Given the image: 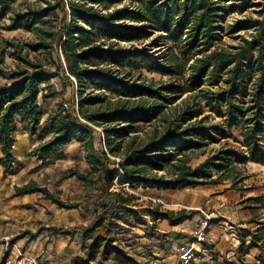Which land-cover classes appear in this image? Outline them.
Returning <instances> with one entry per match:
<instances>
[{
  "label": "trees",
  "instance_id": "1",
  "mask_svg": "<svg viewBox=\"0 0 264 264\" xmlns=\"http://www.w3.org/2000/svg\"><path fill=\"white\" fill-rule=\"evenodd\" d=\"M17 1L0 0V19L9 21L4 29L34 33L35 41L23 46L8 43L12 53L0 46V79L19 80L14 85L0 84V173L6 175L15 162L18 122L40 139L50 135L33 151L44 166L64 159L63 147L77 143L88 170L71 176L94 186L99 199L107 201L102 206L107 219L75 228L83 232L85 241L94 238L86 248L88 257L99 243H103L101 260L119 255L123 250L113 228L129 219L143 222L134 209L137 198L113 189L115 181L132 190L224 183L234 188L245 179L239 166L248 161L264 164V0H41L43 5H28L20 11L13 8ZM52 18L58 20V29L46 27ZM155 32L161 33L158 42L169 43L161 61L143 50L120 46ZM38 52L50 60L55 56L52 76L72 79L78 95L76 104L62 105L44 120L39 99L52 95H42L50 76L44 71L46 61L37 59ZM6 55L25 67L17 65L5 74ZM111 64L119 72L126 68L125 77L118 76ZM142 67L175 83L157 87L128 82L130 72ZM183 93L188 94L182 108L167 114L169 105ZM210 119L220 123L212 125ZM96 128L103 132V147H96ZM213 134L240 143L246 156L235 158L221 150L193 165L205 155ZM113 158L119 159L117 168L112 167ZM32 192L59 207H72L33 181L16 189L19 195ZM261 198L247 201L254 208H264ZM154 212L171 225L196 213ZM51 230L71 236V229ZM242 233L241 254L258 248V260L264 264L259 245L263 235ZM247 236L250 241L243 249Z\"/></svg>",
  "mask_w": 264,
  "mask_h": 264
},
{
  "label": "crops",
  "instance_id": "2",
  "mask_svg": "<svg viewBox=\"0 0 264 264\" xmlns=\"http://www.w3.org/2000/svg\"><path fill=\"white\" fill-rule=\"evenodd\" d=\"M39 104L41 105L40 102ZM49 139L50 135L40 139L37 134H29L20 122L16 125L13 146L15 162L6 175L0 173L1 262L9 255L25 251L40 257L45 264H60L55 262V257H59L57 260L64 259L63 264H69L70 258L81 251L86 240L83 232L75 228L88 226L93 220L102 217L107 219L108 212L102 210L107 201L99 199V192L94 186L85 185L74 176L68 178L70 182L75 180L74 192L70 195L60 194L59 198L61 202L72 205L71 208L59 207L39 192L23 195L16 193L17 188L31 181L40 184L32 173L37 163L41 164L33 151ZM72 146L82 150L77 143L71 142L62 149L64 159L68 156L66 148ZM81 160L84 164L79 173L84 174L88 165L83 150ZM221 185L161 189L165 191V196L159 201L169 208L167 211L177 213L185 210L188 214L190 210H194L196 213L179 224L171 225L168 219L156 218V212L153 211L151 216L161 226L155 231L146 227V223L139 224L134 221L136 229L144 227L142 235H138L137 239L141 264H178L179 245L191 242L196 256L189 264H260L258 258L261 253L258 248H251L244 255L241 254V239L244 230L252 235L260 234L264 230V223L259 222L255 228L249 229L248 226L253 222L247 209L250 207L244 208L240 197L236 201L238 197L234 195V190L211 193L214 186ZM201 210L212 213V221L205 229L203 239L194 242L199 223L203 219ZM164 212L166 211L158 213ZM54 228L71 229V236L54 234L51 230ZM262 235L264 240V234ZM249 241L250 236H247L243 249ZM259 245L263 247L261 242Z\"/></svg>",
  "mask_w": 264,
  "mask_h": 264
},
{
  "label": "rangeland",
  "instance_id": "3",
  "mask_svg": "<svg viewBox=\"0 0 264 264\" xmlns=\"http://www.w3.org/2000/svg\"><path fill=\"white\" fill-rule=\"evenodd\" d=\"M43 5L41 0H18L17 3L13 6L14 9L20 11L26 9L28 5ZM123 5H118L117 8L122 7ZM1 13V11H0ZM58 17H60V13ZM7 17V16H6ZM9 21L7 18L0 19V46L3 48L8 44L12 43L14 45H25L28 42L35 41L34 33L26 32L23 30H13L7 31L4 29V26L8 25ZM46 27H55L58 29V20L56 18L50 19L49 24ZM161 33L155 32L150 33L146 38L132 41V42H121L120 46L124 49H129L131 51L143 50L146 52L147 56L151 57L154 60L161 61L169 51L168 45L164 42H158V37ZM8 53H12L14 48L6 46L4 48ZM25 49L22 51L24 54ZM37 59L41 62L46 61L45 64V73L50 76V80L47 86H42L43 94L42 95H52L46 99H42L40 96L39 102L45 113L43 120L50 114H53L60 106L66 105L67 108L70 104L77 103V87L75 82L71 79L70 81L65 80L61 76H52V73L56 71V58L53 55L52 60L43 53L38 52ZM30 56H33L31 53ZM62 61V57L60 56ZM4 67H2L5 74L9 73V70L16 69V66L23 68L25 64L20 61L15 60L13 57L6 55L4 58ZM113 71H117V75L120 77H125L127 69L117 70L118 67L111 64L109 65ZM128 82H133L136 84H152L155 86H162L169 83H175L173 78L167 76H161L158 73L150 72L146 68L142 67L139 71L132 70L130 72V78L127 79ZM9 83V85H14L19 82L18 79L8 81L5 78L0 79V84ZM56 93V94H52ZM90 93V90L86 91L85 94ZM94 93L102 94V91H95ZM188 93H183L174 103L169 105L170 108L167 110V114H171L173 109H180L183 106V100L186 98ZM212 125H218L220 123L219 119H210ZM97 140L96 147H103L101 140L103 139V132L101 129H95ZM234 136L238 137V133L234 132ZM212 141L206 148L205 155L200 156L199 158L193 161V165H196L198 162L205 160L207 157H212L216 152L224 150L231 153L235 158L246 156L245 149L241 146L240 143L234 141L230 137H221L216 134L212 135ZM81 151L77 146L67 147L66 152L68 154L67 158L62 161H54L49 165L44 166L43 164H38L33 170V175L39 180L40 184H36L40 187L46 188L51 194L60 198V194L70 195L75 190V180L70 182L68 178H72L71 174L74 171H81L83 169V162L81 160ZM114 164L112 167H118L119 159L113 158ZM245 179L242 183L238 184L234 188H230L229 183H224L221 186H214L211 193L215 191H223L224 193L228 190H234V195L238 198L236 201L241 199V204L244 208H247L251 213L253 219L252 225H249V229L255 228L257 224L264 223V208H254L253 203H249L247 199L262 197L264 202V164H258L255 162L248 161L246 164L239 166ZM163 172H158V175H162ZM34 182V181H33ZM59 186V184H61ZM119 185L116 181L113 184V189L116 191H122L123 193H128L134 195L137 199L134 202V208L137 211V216L143 222L146 223V227H150L153 231L160 229V223L157 222V219L151 216L153 211L158 210L159 212L169 210L168 207L163 205L160 200H163L165 196V191L163 190H142L136 189L132 190L127 186ZM59 190H57V188ZM227 187V188H226ZM214 195V194H213ZM212 195V196H213ZM67 204V202L65 203ZM68 205H70L68 203ZM47 211V210H46ZM208 212V211H207ZM210 213V212H208ZM150 214V216H148ZM127 224H119L113 228L112 234L116 239V243L123 250L119 255L110 254L105 260H101L100 252L102 250L103 243H99L97 247L93 248L92 256L88 257L86 255V248L89 247L91 243H94V238H91L83 243V248L77 254L70 258L69 264H141L142 260H139L138 255L140 249L137 246L138 235H142L144 227L136 229L135 222L132 219L128 220ZM57 229V228H56ZM264 229V228H262ZM264 234V230L260 232L259 235ZM264 247V240L261 242ZM55 262L63 264L64 259L57 260L59 257H55Z\"/></svg>",
  "mask_w": 264,
  "mask_h": 264
},
{
  "label": "built area",
  "instance_id": "4",
  "mask_svg": "<svg viewBox=\"0 0 264 264\" xmlns=\"http://www.w3.org/2000/svg\"><path fill=\"white\" fill-rule=\"evenodd\" d=\"M64 107L67 108L66 105H64ZM201 214L203 219L199 223L197 237L194 242L203 239V233L212 221V213L201 210ZM177 256L178 264H189L191 261H193L196 256V250L193 247V242L190 244L184 243L179 245L177 249ZM0 264H45V262L38 256H34L25 251H18L14 255L7 256L3 262L0 261ZM155 264H162V262H156Z\"/></svg>",
  "mask_w": 264,
  "mask_h": 264
}]
</instances>
